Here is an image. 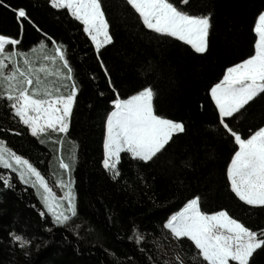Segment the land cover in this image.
Wrapping results in <instances>:
<instances>
[{
	"label": "trees",
	"instance_id": "16d2710c",
	"mask_svg": "<svg viewBox=\"0 0 264 264\" xmlns=\"http://www.w3.org/2000/svg\"><path fill=\"white\" fill-rule=\"evenodd\" d=\"M6 2L25 7L43 31L67 46L81 91L62 148L51 141L40 144L3 103L0 139L28 158L46 178L52 173L60 175L58 148L65 159L75 154L72 176L79 216L74 223L80 228L78 235L62 228L47 232L45 221L32 207L39 206L34 190L17 180L13 188L0 184V264H176L162 256L156 240L168 238L163 222L193 195L201 196L204 211L227 208L246 226L264 228V208L242 205L225 186L224 169L233 145L217 131L214 106L207 93L211 83L222 77L224 68L252 53L251 28L256 13L264 8V0H190L185 10L212 13L209 47L204 54L144 29L125 0H101L113 36V43L101 49V56L121 96L151 84L156 92V112L180 120L186 127L153 162L122 158L117 180H112L100 165L103 120L111 108L108 100L114 94L82 27L67 16L66 10L51 9L46 0ZM17 31L13 13L0 7V33L16 36ZM41 39V32L26 25L19 47L28 49ZM47 43L51 47V42ZM149 65L151 70L146 71ZM230 123L242 132L264 123V95ZM6 129L21 134L14 135ZM40 139L47 140V136ZM182 159L190 161V166H172L171 161ZM133 227L146 237L140 245L127 238L133 234ZM10 231L34 240L28 256L8 243ZM175 243L185 264H200L193 259L196 250L187 238ZM256 261L264 264V253Z\"/></svg>",
	"mask_w": 264,
	"mask_h": 264
},
{
	"label": "snow or ice",
	"instance_id": "6c2138e0",
	"mask_svg": "<svg viewBox=\"0 0 264 264\" xmlns=\"http://www.w3.org/2000/svg\"><path fill=\"white\" fill-rule=\"evenodd\" d=\"M125 3L143 28L158 38L182 42L196 54L208 50L212 13L185 10L190 0H125ZM46 4L53 10H66L67 16L82 27V34L95 51L98 67L114 94L108 100L111 108L103 120L100 165L104 172L112 180L121 176L122 153L133 161L153 162L167 151L175 135L186 131L185 124L157 114L156 92L151 84L140 85L130 95L121 96L101 56V49L113 43L101 0H46ZM0 7L13 13L18 30L16 36L0 33V103L18 118L27 133L39 139L40 144L51 141L62 148L81 91L67 46L43 31L25 7H13L6 0H0ZM26 25L41 32L44 39L28 49H21ZM251 32L254 34L252 53L224 68L222 77L211 83L207 93L214 106L217 131L233 145L224 169L225 186L242 205L264 208V123L247 132L237 130L230 123L264 95V8L256 13ZM145 70L150 71L151 66H146ZM6 131L21 134L12 129ZM42 135H46L47 140L40 139ZM57 152L60 177L55 179V188L59 195L28 158L0 139V184L13 188V181L17 180L34 190L39 206L32 207L45 221L47 232L62 228L78 235L80 225L74 221L79 211L72 176L76 156L72 153L65 159L59 148ZM171 164L188 167L190 161L182 159ZM162 227L176 241L187 238L196 250L193 259L200 264H258L256 257L264 253V228L254 230L246 226L230 215L227 208L212 212L202 210L200 195L188 198L178 211L167 216ZM132 233L127 238L135 244L145 241L139 229L133 227ZM7 241L25 256L30 254L34 243L33 239L16 231L7 233ZM36 248L40 245L36 244ZM175 261L183 264L179 254L175 255Z\"/></svg>",
	"mask_w": 264,
	"mask_h": 264
},
{
	"label": "rangeland",
	"instance_id": "374dc122",
	"mask_svg": "<svg viewBox=\"0 0 264 264\" xmlns=\"http://www.w3.org/2000/svg\"><path fill=\"white\" fill-rule=\"evenodd\" d=\"M211 29V28H210ZM155 107V105H154ZM158 115H163L166 116L164 114H161L159 112H157ZM167 118H170L168 116H166ZM172 119V118H170ZM176 136V135H175ZM71 154V153H70ZM102 155H103V147H102ZM122 158H128L130 160H132L126 153H122ZM121 158V160H122ZM120 165V164H119ZM52 173V175H50L49 177H47L46 179H48L50 185L53 186L54 190L57 191V194L59 195L60 192L58 189L55 188V179L59 178L60 175ZM164 231L167 233L168 231L164 229ZM166 237L168 236V238L166 239H159L156 240V245L159 247V249L161 250L160 252L162 253V256L164 258H167L168 261H175V255L179 254L180 259L183 261V264H185V257L182 254L181 250L179 249V246L177 245V243H175V240L171 237L170 233L168 232V234L165 235Z\"/></svg>",
	"mask_w": 264,
	"mask_h": 264
}]
</instances>
